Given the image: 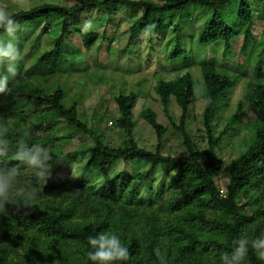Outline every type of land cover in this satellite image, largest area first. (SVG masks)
Masks as SVG:
<instances>
[{"label": "trees", "instance_id": "16d2710c", "mask_svg": "<svg viewBox=\"0 0 264 264\" xmlns=\"http://www.w3.org/2000/svg\"><path fill=\"white\" fill-rule=\"evenodd\" d=\"M70 1L69 6L42 3L12 13L19 26L57 16L61 19V30L53 47L43 51L21 75L10 80L7 93H0V125L10 129L14 140L24 136L29 143L48 145L53 156L51 168L74 159V154L63 158L54 151L60 121L91 138V144L77 152L87 155L84 170L107 174L118 161L124 164L142 162L147 168L134 174L120 171L99 186L85 180L45 183L41 189L37 186L39 196L30 207L17 209L6 205L7 215L0 216V264H82L87 251L86 237L104 231L115 232L128 247L130 260L127 264H158L154 254L156 248L166 254L168 264H218L221 253H230L234 239L242 234L251 236L264 232L263 55L247 86L252 137L241 154L224 166L227 176L223 187L225 197L219 194L217 178L221 167L214 152L219 140L233 127L236 116L227 122L218 136L213 132L212 121L220 109V101L236 85V79L219 73L212 64L201 66L204 84L201 112L204 135L201 141L206 146L201 152L186 130L187 121L193 116L194 103L190 75L186 73L174 80L160 81L154 87L170 124L182 136L186 153L179 156L162 153L160 143L166 129L149 110H143L141 114L154 130L158 143L154 150L137 145L132 132L134 94L114 98L118 116L110 123L123 133L124 140L120 145L112 146L106 141L105 133L88 127L80 119L75 102L64 103L62 88L58 85L48 88L44 81L59 73L70 23L84 11L113 4L144 7V13L129 28V47L138 32L147 30L150 14L163 16L191 6L205 8L211 12L210 18L202 25L196 40L201 46L223 43V56L227 58L233 53V43H238L235 39L240 36L243 38L240 46L252 48L255 23L252 1L238 0L234 25L228 23L221 10L231 0ZM178 29V26L174 29L176 38L171 54H176L180 47ZM1 36H5L2 30ZM82 41L85 49L90 50L96 35L90 32ZM23 68L21 62L18 74ZM172 101L180 111L177 122L168 111ZM159 167L174 174L175 183L166 191L151 188ZM21 175L30 179L33 174L22 168ZM249 261L260 264L251 253Z\"/></svg>", "mask_w": 264, "mask_h": 264}, {"label": "rangeland", "instance_id": "374dc122", "mask_svg": "<svg viewBox=\"0 0 264 264\" xmlns=\"http://www.w3.org/2000/svg\"><path fill=\"white\" fill-rule=\"evenodd\" d=\"M133 1L154 3L158 0ZM249 1H252L255 18L252 27L254 38L252 48L251 46L242 48L240 43L243 38L240 36L235 39L238 43H233V53L227 58L223 56V43L201 46L196 40L202 25L210 18L211 12L205 8L191 6L184 11L164 13L163 16L150 14L147 24L150 35L145 36L144 32H138L137 38L129 47H127L129 28L144 13V7L129 8L113 4L84 11L76 20L71 21L69 34L62 48L60 71L44 81L45 86L53 88L58 85L62 88L65 92L64 103L75 102L80 119L88 127L105 133L106 141L112 146H118L124 140L123 133L109 124L110 120L115 122L118 116L114 98L118 95L134 94L136 103L133 108L132 132L137 145L154 150L158 143L154 130L141 114L143 110H149L166 129L160 143L162 153L179 156L186 153L182 136L170 124L154 87L160 81L174 80L186 73L190 75L194 103L191 110L193 116L189 117L186 130L201 152L206 146L201 141L204 135L201 117L204 84L200 69L203 63L212 64L219 73L237 80L233 89L220 101V109L212 121L213 132L218 136L227 122L236 116L233 127L219 140L214 152L220 160L221 170L217 184L221 190L227 179L224 166L241 154L247 141L252 137V114L246 102L247 86L252 80L254 68L260 61L261 54L264 57V0ZM42 3L69 6L71 1L0 0V9L12 14ZM238 3V0H231L221 9L229 24L234 25L236 21ZM89 21L91 28L85 32L83 26ZM46 26L47 30L44 31ZM176 26L179 27L181 50L178 49L176 54H171L176 38L174 30ZM60 30L61 19L57 16L48 21L20 26L18 46L23 57L20 64L22 62L24 68L18 75L32 65L43 51L53 47ZM90 32H94L96 41L90 50H86L82 40L83 36ZM6 38V35L0 37ZM261 61L264 67V59ZM168 111L173 121L177 122L180 111L174 101L171 102ZM58 128L59 132L56 135L59 138L55 144V153L63 158L68 154H74V159L68 164L53 166L46 181L48 185L63 180L72 182L85 180L99 186L120 171L134 174L147 168L142 162L124 164L118 161L107 174L84 170L87 155L77 152L83 146L91 144L90 136L73 131L63 121L59 122ZM152 180L153 191H166L175 183L174 174L164 167L157 168Z\"/></svg>", "mask_w": 264, "mask_h": 264}, {"label": "clouds", "instance_id": "9594fccd", "mask_svg": "<svg viewBox=\"0 0 264 264\" xmlns=\"http://www.w3.org/2000/svg\"><path fill=\"white\" fill-rule=\"evenodd\" d=\"M90 28L89 21L83 26V31ZM0 30L7 37L0 39V93H7L9 81L18 75L23 57L18 46L20 26L5 9H0ZM144 35H150V29L145 30ZM10 160L16 163L10 164ZM52 161L48 145L29 143L24 136L14 140L10 129L0 125V216L7 215L6 205L28 208L38 199L37 186L41 189L50 177ZM22 168L31 170L33 175L30 179L21 175ZM86 243L82 264H127L130 260L128 247L115 232L89 235ZM232 245L230 253L220 254L218 264H250V253L264 264V232L251 236L242 234L233 240ZM154 254L158 264H168L167 256L160 248H156Z\"/></svg>", "mask_w": 264, "mask_h": 264}, {"label": "built area", "instance_id": "2783aa9c", "mask_svg": "<svg viewBox=\"0 0 264 264\" xmlns=\"http://www.w3.org/2000/svg\"><path fill=\"white\" fill-rule=\"evenodd\" d=\"M109 124L111 125L110 122H109ZM219 194H220V196L225 197V192L223 189L219 190Z\"/></svg>", "mask_w": 264, "mask_h": 264}]
</instances>
